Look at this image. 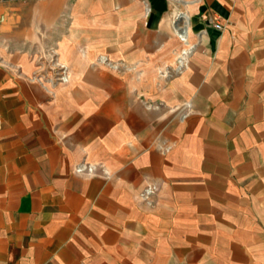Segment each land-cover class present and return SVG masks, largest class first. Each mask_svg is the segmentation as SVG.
Wrapping results in <instances>:
<instances>
[{
	"label": "crops",
	"instance_id": "crops-1",
	"mask_svg": "<svg viewBox=\"0 0 264 264\" xmlns=\"http://www.w3.org/2000/svg\"><path fill=\"white\" fill-rule=\"evenodd\" d=\"M0 264H264V0L0 2Z\"/></svg>",
	"mask_w": 264,
	"mask_h": 264
},
{
	"label": "built area",
	"instance_id": "built-area-1",
	"mask_svg": "<svg viewBox=\"0 0 264 264\" xmlns=\"http://www.w3.org/2000/svg\"><path fill=\"white\" fill-rule=\"evenodd\" d=\"M3 1H6V0H0V2H3ZM210 22L211 24L216 28V29H219V30H222L224 28V25L223 23H221L217 17L215 16H211L210 17ZM186 52L182 53L179 55L178 59L176 60V64H175V68L177 70H180L182 67L185 66L186 64V61H183L184 60V56H186ZM153 191V189L151 187H148L146 188L144 191H143V194L146 196L148 194H150L151 192Z\"/></svg>",
	"mask_w": 264,
	"mask_h": 264
},
{
	"label": "rangeland",
	"instance_id": "rangeland-1",
	"mask_svg": "<svg viewBox=\"0 0 264 264\" xmlns=\"http://www.w3.org/2000/svg\"><path fill=\"white\" fill-rule=\"evenodd\" d=\"M55 62H57L56 60H54V59H52V61H51V70L53 69V67L55 68V66H54V63ZM38 63V65H37V73H36V76H42V74H43V72H44V67L42 66V61H39V62H37ZM40 66H42L41 68H40ZM49 67V66H48ZM61 70H64V69H61ZM57 77H62V76H57Z\"/></svg>",
	"mask_w": 264,
	"mask_h": 264
},
{
	"label": "bare ground",
	"instance_id": "bare-ground-1",
	"mask_svg": "<svg viewBox=\"0 0 264 264\" xmlns=\"http://www.w3.org/2000/svg\"><path fill=\"white\" fill-rule=\"evenodd\" d=\"M176 29H177V31L179 32V35H180V36H185V32L182 31V29L179 28L177 25H176ZM183 61H186V62H187V56H184V60H183Z\"/></svg>",
	"mask_w": 264,
	"mask_h": 264
}]
</instances>
